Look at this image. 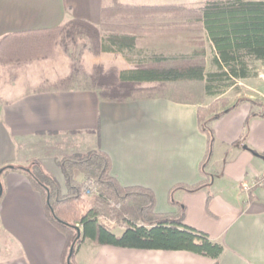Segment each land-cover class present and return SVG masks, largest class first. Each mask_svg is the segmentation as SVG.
Listing matches in <instances>:
<instances>
[{
	"label": "crops",
	"instance_id": "crops-1",
	"mask_svg": "<svg viewBox=\"0 0 264 264\" xmlns=\"http://www.w3.org/2000/svg\"><path fill=\"white\" fill-rule=\"evenodd\" d=\"M110 4L111 0H0V38L49 31L73 19L98 25L102 8ZM57 59L6 65L11 77L0 88V169H25L36 160L65 194L57 161L71 154L104 152L120 186L152 191L156 214H173L182 207L186 226L219 242L224 251L217 264H264V184L244 189L264 173L261 107L242 100L220 117L207 119L213 140L203 176L208 138L198 121V106L161 98L103 102L91 91L60 90L55 84L69 74V66L62 70ZM259 104L264 109V102ZM212 162L221 163V168L215 170ZM203 181L206 185L194 192L175 190V205L169 204L173 187ZM0 183V264H61L65 237L48 221L41 196L25 174L3 172ZM90 244L89 264H214L187 252Z\"/></svg>",
	"mask_w": 264,
	"mask_h": 264
},
{
	"label": "trees",
	"instance_id": "trees-1",
	"mask_svg": "<svg viewBox=\"0 0 264 264\" xmlns=\"http://www.w3.org/2000/svg\"><path fill=\"white\" fill-rule=\"evenodd\" d=\"M156 27L155 30L150 26ZM202 34L212 57L207 67L203 46L189 54L165 55L139 52L140 34ZM82 41V49L97 56L113 53L132 64L130 69L104 68L95 65L86 72L80 55L75 58L71 45ZM56 46L70 59L69 74L55 84L60 90L91 91L103 102L123 103L154 98L198 106V121L207 134L208 147L200 173L206 176L212 136L207 114L200 109L209 98L223 95L235 84L254 78L255 66L264 67V0H208L201 6L176 4H122L111 0L102 8L100 23L73 19L44 32L10 34L0 38V64L20 65L48 59ZM251 105H262L250 100ZM229 109L218 113L220 117ZM206 129V130H205ZM30 168L3 167V172L20 170L43 201L48 221L65 237L61 264H67L69 248L73 264L80 244L119 249L187 252L213 260L217 264L223 246L206 233L183 223V208L173 214H156L152 191L139 187H122L111 175V160L101 151L64 156L57 161L62 172L66 194L40 163L31 160ZM1 173V174H2ZM80 174L81 181L75 178ZM93 180L96 193L88 203L82 199L83 182ZM206 181L194 186L179 184L169 193V204L175 205L177 189L194 192ZM1 199V197H0ZM121 230L116 233L114 225Z\"/></svg>",
	"mask_w": 264,
	"mask_h": 264
},
{
	"label": "rangeland",
	"instance_id": "rangeland-1",
	"mask_svg": "<svg viewBox=\"0 0 264 264\" xmlns=\"http://www.w3.org/2000/svg\"><path fill=\"white\" fill-rule=\"evenodd\" d=\"M208 0H144V3L148 4H176V5H185L188 7H197L201 6L204 2ZM151 29L155 30L156 27L151 25ZM174 34H158V33H150V34H138L137 40L138 46L136 47L138 51L142 52L145 55H149L150 53H162L165 55H178V54H189L195 48H203L206 52V60L207 67L210 69V60L212 57V51L204 39L202 34H189L182 33L181 35L170 36ZM82 41H78L76 44L71 45L70 52L71 54L77 58L80 55V63L83 69L86 72H90L95 65H101L104 68L115 67L119 70H125L126 68L130 69L132 64L127 62L123 57L113 54V53H102L97 56L90 53L88 50L82 49ZM58 56L57 62L61 65V69H65L69 66L70 71V59L62 52L60 46H56L53 54L48 60L51 61ZM60 59L62 61L60 62ZM256 76L254 78L248 79L246 81H242L240 83L235 84L233 87L229 88L223 95L216 98H209L203 104L200 105V109L204 114H207V118H210L212 115L218 114L225 109H228L234 103L242 100L253 99L255 102H264L262 101V91L264 90V67L255 66ZM9 69L6 65L0 64V88L3 86L11 77V73L8 72ZM264 105V104H263ZM219 144H216L214 147L213 157L216 155L218 151ZM91 152V151H90ZM85 153H77V154H86ZM67 155V156H72ZM212 157L211 161L214 159ZM30 162L26 168H30ZM213 168L215 170H219L221 168V163L217 164V162H212ZM210 166V168L212 167ZM217 166V167H216ZM208 168V167H206ZM207 173V169H206ZM77 174V173H76ZM80 178V179H79ZM78 181L82 180V177H77ZM89 180L83 182L82 188V199L84 202L88 203L91 197L95 194L94 192L89 195L85 194L86 186ZM66 194V191H65ZM64 195V194H63ZM112 226L114 223H111ZM115 230H120L117 225H114ZM83 245V246H82ZM91 246L89 241L86 243H81L79 248L75 253V257L73 259V264H76V257L80 258L82 264H89L92 259V251L89 250ZM82 247V248H81ZM79 251L78 255L77 252Z\"/></svg>",
	"mask_w": 264,
	"mask_h": 264
},
{
	"label": "built area",
	"instance_id": "built-area-1",
	"mask_svg": "<svg viewBox=\"0 0 264 264\" xmlns=\"http://www.w3.org/2000/svg\"><path fill=\"white\" fill-rule=\"evenodd\" d=\"M261 97L264 100V93ZM263 184H264V173L256 181L252 182L249 186H245L244 189L246 191H248L250 188L262 186ZM91 192L96 193V185H95V182L93 180L88 181L87 186H86V190H85V194L89 195V194H91Z\"/></svg>",
	"mask_w": 264,
	"mask_h": 264
},
{
	"label": "water",
	"instance_id": "water-1",
	"mask_svg": "<svg viewBox=\"0 0 264 264\" xmlns=\"http://www.w3.org/2000/svg\"><path fill=\"white\" fill-rule=\"evenodd\" d=\"M7 168L11 169L13 167L12 166H7ZM2 171H3V168L0 169V175H1ZM1 195H2V186H1V183H0V197H1ZM75 229L77 231V236H76V240H77L78 238H80L81 232H80L78 227H75ZM75 241L72 243V245L69 248L68 256L66 258V263L67 264H70V257H71V255L73 253V250H74Z\"/></svg>",
	"mask_w": 264,
	"mask_h": 264
}]
</instances>
